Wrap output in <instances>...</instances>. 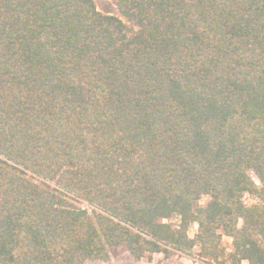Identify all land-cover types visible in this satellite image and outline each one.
Masks as SVG:
<instances>
[{
  "label": "trees",
  "instance_id": "1",
  "mask_svg": "<svg viewBox=\"0 0 264 264\" xmlns=\"http://www.w3.org/2000/svg\"><path fill=\"white\" fill-rule=\"evenodd\" d=\"M109 1L0 0V264H264V0Z\"/></svg>",
  "mask_w": 264,
  "mask_h": 264
},
{
  "label": "rangeland",
  "instance_id": "2",
  "mask_svg": "<svg viewBox=\"0 0 264 264\" xmlns=\"http://www.w3.org/2000/svg\"><path fill=\"white\" fill-rule=\"evenodd\" d=\"M95 7L97 11L103 14L116 15L117 11L114 5L109 0H94ZM208 198L204 197L200 200L199 204L203 205L207 202ZM244 201L246 204H251L254 202V198L250 196H245ZM197 226L192 225L189 228L188 235L193 238L196 234ZM221 247L224 251L223 256L218 261L212 260H201L196 256H185L177 255L170 259H163L162 255H155L151 262L146 260H141L139 262H134L131 258L123 256L120 259L113 260L110 264H230L228 261V254L232 250L231 240L225 236L221 238ZM94 264H105V263H94Z\"/></svg>",
  "mask_w": 264,
  "mask_h": 264
}]
</instances>
